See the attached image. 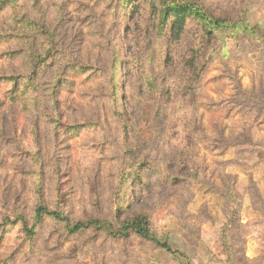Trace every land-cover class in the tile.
I'll use <instances>...</instances> for the list:
<instances>
[{"label":"rangeland","instance_id":"rangeland-1","mask_svg":"<svg viewBox=\"0 0 264 264\" xmlns=\"http://www.w3.org/2000/svg\"><path fill=\"white\" fill-rule=\"evenodd\" d=\"M192 1L223 14L239 2ZM122 2L17 0L13 6L0 7V214L15 207L18 213L30 214L34 205L31 183L37 181L36 176L42 171L39 178L45 202L50 206L63 207L71 217L97 215L111 220L114 203L126 212L147 211L153 229L169 234L168 243L175 253L134 236L116 241L86 232L66 238L48 221L30 245L22 242V234L16 227L9 224L2 228L5 241L0 248V260L6 258V264H205L212 257L224 260L226 253L221 249L220 232L227 217L224 210L228 212L236 205L227 208L224 204L217 191L227 190L219 179H210L211 169L218 176L225 172L226 176L237 177L243 218L249 217L247 209L243 210L250 201L249 174L252 176L255 171L260 174L255 166L264 163L256 161L264 158V106L257 103L259 94H253L252 98L245 94L250 92L252 82L259 79L264 82V44L254 43L255 38L242 33L225 39L224 46L213 53L195 85L207 135L217 134L216 123L221 122L229 142L250 143L217 150L200 143L192 160L209 165L202 182L168 187L156 181L159 173L148 175L147 170H142V181L129 176L124 182L126 192L119 197L118 192L114 195L120 181L118 174L124 168L122 161L131 149H136L133 145L140 141V136L127 140L128 149L122 145L119 129L111 119V87L116 84L127 89L120 110L132 117L137 104L141 103L144 109L143 105L150 100L147 104L153 107L158 84L175 82L163 77L162 57L167 42L152 41L147 27L150 20L142 15L135 22L128 14L130 3L125 11ZM263 16L264 0H252L247 13L249 25L254 26ZM27 20L43 31L49 30L51 37L38 29L31 30L28 24L25 26ZM32 36H38L34 49L43 55V62L34 88L25 89L31 100L29 113L27 102L21 97L23 85H18L17 91L14 82L6 77L29 74L23 42H31ZM194 38L188 36V40ZM148 41L151 44H145ZM116 49L121 55L120 63L112 61ZM125 56L138 61L132 75L131 63L123 60ZM146 76L151 78V90H148L151 85H143ZM136 81L142 85L137 87L138 93L133 92L137 96L134 101L130 92L131 87L137 86ZM181 101L184 102L183 98L178 99V104H183ZM212 103L218 108L210 112L208 105ZM141 116L146 120L151 117ZM82 122L91 125L84 127L77 137L63 135L62 123ZM131 126L132 123L129 129ZM145 145L151 148V141ZM259 149L263 154L258 153ZM38 151L39 163L33 165L31 155ZM225 180L228 182V178ZM146 184L152 185L150 191L145 190ZM261 185L264 186V179ZM249 220L240 225L241 234L243 229H253Z\"/></svg>","mask_w":264,"mask_h":264},{"label":"trees","instance_id":"trees-1","mask_svg":"<svg viewBox=\"0 0 264 264\" xmlns=\"http://www.w3.org/2000/svg\"><path fill=\"white\" fill-rule=\"evenodd\" d=\"M251 1L239 0L237 7L223 14L216 13L209 7L202 6L192 0H123L122 8L125 11L130 3L128 14L132 20L137 22L135 18H140L142 15L150 20L151 23H148L147 27L152 41L165 40L167 42L168 46L164 52V57H162L163 77L164 79L171 78L175 82L170 85L158 84L160 87L155 93L157 96L153 107L147 104L150 100H147L146 105H143L145 106L144 109H142L141 103L137 104L139 107L134 109L135 111L131 114L132 117L125 116L124 112L120 110L123 107L122 101L126 100L127 89L120 88L116 84L111 87L112 92L109 98L111 119L115 123L114 126L119 129L118 136L121 138L122 145L128 149L130 146L127 145V140L140 136V141L138 140V143L133 145L137 146L134 147L136 149H131L122 161L124 168L118 174L120 181L117 183L114 195L118 192L117 196L119 197L126 192L124 182H127V177H137L142 181L143 175L140 173L142 170H147L148 175L159 173L156 181L164 182V184H168V187L173 186V184H185L187 186L202 182V178L205 177V168H209V165L202 166V164L192 160L195 158V149L200 143H207L206 147L213 150H217L219 147L223 149L230 145L237 146L250 143L248 140L229 142L223 134L224 127L221 122L216 123L217 134H213L214 136L207 135L202 122V115L199 113L202 105L195 84L206 71L213 53L224 46L227 37L242 33L249 38H255L254 43L258 41L264 44V16L254 26H250L247 20ZM16 2L17 0H0V7L13 6ZM24 23L25 26L28 24L31 30L35 28L46 36L51 37L52 35L49 30L43 31L40 26L32 21L27 20ZM190 35H194L195 38L188 40ZM32 37L31 42H23L27 51L25 65L30 69L29 74L6 77L14 82L13 86L17 88V91L18 85H23L24 90L21 97L23 102H27L29 113L31 112L29 104L31 100L29 101L25 89L28 91L29 88H34V80L37 77L40 64L43 62V55L36 53L34 49L38 36ZM145 44H151V41L145 42ZM113 53L112 61L113 59L115 62L119 60L120 63L119 50L116 49ZM129 57L125 56L123 60H126V63H131L130 74L132 75L138 66L135 61H138ZM134 83L136 84L138 81ZM140 85L142 84L131 87L130 98H133L134 101L137 99L134 93H138L137 87ZM143 85H151L148 90L153 89L149 76L145 77ZM16 93L18 94V92ZM253 94L256 96L259 94L257 103L263 107L264 82L260 79L252 82L250 92L245 96L252 98ZM186 96L189 97V100ZM179 98H183L184 102L181 101L183 104H178ZM138 100L141 102L140 98ZM23 105L26 109V104ZM208 107H210L209 111L211 112L217 109L218 105L212 103ZM141 114L151 115L150 120L143 119ZM131 123L132 126L129 129ZM90 125L86 122L70 125L62 123L60 128L63 135L74 138L84 127ZM109 130L112 133V129L109 128ZM148 141H151V148L145 145ZM259 152L262 153L260 149ZM154 153L157 156H154ZM31 158L35 160L33 165L35 162L38 164L40 152L38 151L35 155L32 154ZM256 161H264V158L260 157ZM224 164L230 163L225 162ZM226 174L224 172L223 175L218 176L213 174L212 169L210 170V179L212 181L215 178L219 179L223 188L227 190L226 193L217 191L224 200V204L227 208L231 204L236 205L235 208L228 209V212L224 210L227 220L223 221V228L220 231L226 258L222 260L212 257L211 263L264 264V194L259 191L256 182L249 174L247 191L250 195V205L259 213V217L250 219L248 223L253 227L252 230L257 232L260 249V254L251 260L246 255L245 240L240 233L242 197L236 187L237 177L226 176ZM39 176L41 178L42 171L38 172L37 181L31 183L34 205L29 215L18 213L16 207L0 214V248L5 241V236L2 233L4 226L11 224L12 227H16L22 234V242L30 245L38 238V233L43 225L49 221L66 238L81 236L86 232L102 234L105 238L116 241L127 240L134 236L140 241L163 248L171 254L175 253L168 243L169 234L153 229L147 211L132 210L126 212L120 205L114 203L112 220L97 215L84 218L71 217L63 207L56 204L50 206L45 202L43 184ZM223 176L224 178H222ZM225 178H228V182L223 181ZM151 186L146 184L145 190L150 191ZM5 261L6 258L1 259L0 264H6Z\"/></svg>","mask_w":264,"mask_h":264},{"label":"crops","instance_id":"crops-1","mask_svg":"<svg viewBox=\"0 0 264 264\" xmlns=\"http://www.w3.org/2000/svg\"><path fill=\"white\" fill-rule=\"evenodd\" d=\"M255 169H257L258 171H261V172H260V174L257 173L256 171L253 172L252 178L256 182L259 191L263 194L264 186H262L261 183L264 179V163L257 164L255 166ZM243 201H244V198H243ZM249 203H250V201L248 202L247 207H245V206L243 207V210L247 209V211H248L249 217L247 219L259 217V213L257 211H255L251 207V205H249ZM247 219H246V217L243 218V211H242V217H241L240 225L242 226V224H245ZM243 231L244 232H242L243 233L242 235L246 237V240H245L246 255L251 260H254L260 254V249L258 246V238H257L256 232L251 230V229H248V230L243 229ZM218 243L220 244V242H218ZM221 249H223V248H221ZM204 263L205 264H212L209 260L205 261Z\"/></svg>","mask_w":264,"mask_h":264}]
</instances>
